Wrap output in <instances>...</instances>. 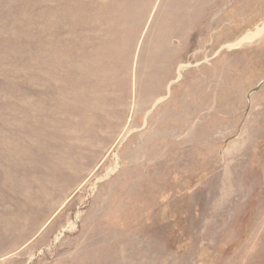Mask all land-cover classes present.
<instances>
[{
  "label": "rangeland",
  "instance_id": "1",
  "mask_svg": "<svg viewBox=\"0 0 264 264\" xmlns=\"http://www.w3.org/2000/svg\"><path fill=\"white\" fill-rule=\"evenodd\" d=\"M263 25L264 0H0V264H264Z\"/></svg>",
  "mask_w": 264,
  "mask_h": 264
},
{
  "label": "bare ground",
  "instance_id": "2",
  "mask_svg": "<svg viewBox=\"0 0 264 264\" xmlns=\"http://www.w3.org/2000/svg\"><path fill=\"white\" fill-rule=\"evenodd\" d=\"M264 26V25H263ZM262 26V27H263ZM260 28V27H259ZM261 32H262V29H259V30H257L255 33H253V34H251V36H245L246 38H244L242 41H244V40H251V38H253L254 39V36H257V35H259V34H261ZM256 38V37H255Z\"/></svg>",
  "mask_w": 264,
  "mask_h": 264
},
{
  "label": "water",
  "instance_id": "3",
  "mask_svg": "<svg viewBox=\"0 0 264 264\" xmlns=\"http://www.w3.org/2000/svg\"><path fill=\"white\" fill-rule=\"evenodd\" d=\"M261 86V84L259 85V86H257L253 91H251V92H255V91H257L258 89H259V87Z\"/></svg>",
  "mask_w": 264,
  "mask_h": 264
}]
</instances>
